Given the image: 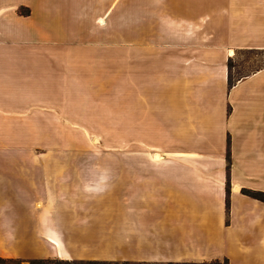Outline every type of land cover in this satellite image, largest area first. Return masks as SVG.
Listing matches in <instances>:
<instances>
[{
    "label": "crops",
    "instance_id": "1",
    "mask_svg": "<svg viewBox=\"0 0 264 264\" xmlns=\"http://www.w3.org/2000/svg\"><path fill=\"white\" fill-rule=\"evenodd\" d=\"M261 7L0 0V133H103L93 91L109 82L84 81V53L114 39L120 18L128 80L124 157L80 164L91 168L72 186L65 170L0 143V264H264V203L241 192H264V68L233 86L227 68L235 49L264 50ZM13 125L26 129H4ZM112 191L122 206L101 205L116 202Z\"/></svg>",
    "mask_w": 264,
    "mask_h": 264
},
{
    "label": "rangeland",
    "instance_id": "2",
    "mask_svg": "<svg viewBox=\"0 0 264 264\" xmlns=\"http://www.w3.org/2000/svg\"><path fill=\"white\" fill-rule=\"evenodd\" d=\"M250 1V0H249ZM264 8V7H261ZM246 9V7H243ZM116 24V37L101 39L100 43L95 45V48L90 52L85 51V55L90 56L84 64V81H108L106 85L97 87L98 93L93 91L94 97L100 95L101 106L100 110L95 112L99 117L96 120L100 121V128L103 133H27V132H11L0 133V143H4L11 147H20V150H13L9 152L19 153L20 157H36L43 158L52 163V169L61 168L65 170L63 172L62 180L67 182V185L72 186L73 183L78 182L76 170L82 168H91L90 166H82L84 163H114L116 160L124 157V132H123V115H124V82L128 81L125 74L124 66V49L123 41V23L122 18L119 19ZM264 22L258 21L257 34L264 40ZM257 38V39H260ZM86 56V57H87ZM85 57V58H86ZM150 57V56H149ZM231 58V78L236 80L242 75L251 74L258 66L264 61V52L251 51L248 49H235L233 54L228 56ZM94 59V60H93ZM93 60V62H92ZM227 60V62H228ZM228 68V67H227ZM235 82V81H234ZM153 87L149 85L148 88ZM93 89H96L95 86ZM153 93V91L149 92ZM153 104L148 102V105ZM15 121H20L14 119ZM16 125V124H14ZM5 127L4 129L23 130L18 126ZM146 139H150L154 142V135H146ZM147 140V141H148ZM146 148V147H145ZM151 156L155 153V150L148 151ZM156 155H154L155 157ZM63 164V165H58ZM106 168H114L108 166ZM118 168V167H116ZM108 180L117 179L116 174L113 171ZM113 172V173H112ZM115 174V175H114ZM122 187L123 176L117 175ZM56 179L55 176L52 177ZM121 191L110 192L114 199H104L100 201L101 205H115L122 206V193ZM121 195V196H120ZM75 193L69 191L66 193V199L69 203L74 202ZM96 202V201H95ZM97 203V202H96ZM93 204H95L93 202ZM122 208V207H121ZM117 208V209H121ZM109 215V214H108ZM107 215V216H108ZM84 216V215H82ZM81 216V217H82ZM74 237H79L78 234ZM87 239L86 237H84ZM83 240V239H81ZM87 242L83 240L82 243ZM96 242V240H95ZM92 245V246H91ZM93 249L89 253L90 255L99 254V247L97 242L95 245L89 243ZM8 262V261H5ZM10 262V261H9ZM15 263V261H13ZM32 264H121L117 262L101 261V260H75L67 259L60 260L58 258L51 259L49 261H34Z\"/></svg>",
    "mask_w": 264,
    "mask_h": 264
},
{
    "label": "trees",
    "instance_id": "3",
    "mask_svg": "<svg viewBox=\"0 0 264 264\" xmlns=\"http://www.w3.org/2000/svg\"><path fill=\"white\" fill-rule=\"evenodd\" d=\"M248 50L257 51V52L258 51L264 52V50H261V49H248ZM227 67H228V84H229V86H233L236 81H239L240 79L250 75V74L242 75V76L238 77L236 80H234L235 81L234 82L232 80L231 74H230V70H231V67H232L231 66V58H229V60L227 62ZM263 68H264V61H263V63L260 66H258L255 70H253L252 73L257 72V71H259V70H261ZM228 161H229V158H228ZM228 189H229V184L227 183V192H228ZM241 192H242V194H244V195H246L248 197H251L253 199L259 200V201L264 203V192H262V191H252V190H248V189H242ZM227 206H228V202H227ZM2 262L3 261L0 260V263H2Z\"/></svg>",
    "mask_w": 264,
    "mask_h": 264
},
{
    "label": "bare ground",
    "instance_id": "4",
    "mask_svg": "<svg viewBox=\"0 0 264 264\" xmlns=\"http://www.w3.org/2000/svg\"><path fill=\"white\" fill-rule=\"evenodd\" d=\"M231 53V52H230ZM155 157H159V155H156Z\"/></svg>",
    "mask_w": 264,
    "mask_h": 264
}]
</instances>
